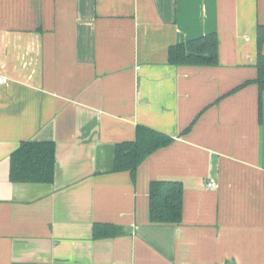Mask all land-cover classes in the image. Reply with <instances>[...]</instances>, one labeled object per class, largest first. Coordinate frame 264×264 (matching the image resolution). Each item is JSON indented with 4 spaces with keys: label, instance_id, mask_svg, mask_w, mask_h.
I'll return each instance as SVG.
<instances>
[{
    "label": "crops",
    "instance_id": "0c3cea01",
    "mask_svg": "<svg viewBox=\"0 0 264 264\" xmlns=\"http://www.w3.org/2000/svg\"><path fill=\"white\" fill-rule=\"evenodd\" d=\"M263 24L264 0H0V264H264ZM212 33L218 66L169 63ZM138 126L174 142L134 182ZM26 142L55 144L52 183L12 180ZM156 180L183 183L180 224L151 223Z\"/></svg>",
    "mask_w": 264,
    "mask_h": 264
},
{
    "label": "trees",
    "instance_id": "16d2710c",
    "mask_svg": "<svg viewBox=\"0 0 264 264\" xmlns=\"http://www.w3.org/2000/svg\"><path fill=\"white\" fill-rule=\"evenodd\" d=\"M256 68L260 93L264 92V24L257 28ZM169 63L174 66L215 67L219 60V37L205 35L169 49ZM250 84V82L245 85ZM244 86V85H243ZM242 87V86H241ZM190 129V128H189ZM189 131V130H187ZM174 138L146 126H138L136 139L116 147L114 172H129L135 182L139 167L153 153L168 147ZM56 149L53 143L26 142L12 155L11 178L16 182L52 183L55 175ZM184 186L178 180H156L150 185V221L155 224H180L183 217ZM122 233L112 225L97 224L95 239H109Z\"/></svg>",
    "mask_w": 264,
    "mask_h": 264
},
{
    "label": "built area",
    "instance_id": "2783aa9c",
    "mask_svg": "<svg viewBox=\"0 0 264 264\" xmlns=\"http://www.w3.org/2000/svg\"><path fill=\"white\" fill-rule=\"evenodd\" d=\"M6 81H7L6 78L0 76V84H4V83H6ZM208 187L212 188V189H215L216 188L215 182H209L208 183Z\"/></svg>",
    "mask_w": 264,
    "mask_h": 264
}]
</instances>
